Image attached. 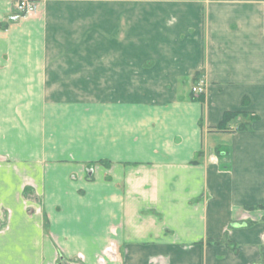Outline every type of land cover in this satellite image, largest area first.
Segmentation results:
<instances>
[{
	"label": "crops",
	"instance_id": "crops-1",
	"mask_svg": "<svg viewBox=\"0 0 264 264\" xmlns=\"http://www.w3.org/2000/svg\"><path fill=\"white\" fill-rule=\"evenodd\" d=\"M17 1L0 264H264V0Z\"/></svg>",
	"mask_w": 264,
	"mask_h": 264
},
{
	"label": "built area",
	"instance_id": "built-area-1",
	"mask_svg": "<svg viewBox=\"0 0 264 264\" xmlns=\"http://www.w3.org/2000/svg\"><path fill=\"white\" fill-rule=\"evenodd\" d=\"M38 5L33 0H20L14 4L15 14L12 16V20H18L21 17L28 16L36 13ZM192 93L195 97H201L205 94V86L203 83H200L193 87ZM115 250V245H111L107 250L106 254L113 255ZM81 260H84L83 257H80Z\"/></svg>",
	"mask_w": 264,
	"mask_h": 264
},
{
	"label": "trees",
	"instance_id": "trees-1",
	"mask_svg": "<svg viewBox=\"0 0 264 264\" xmlns=\"http://www.w3.org/2000/svg\"><path fill=\"white\" fill-rule=\"evenodd\" d=\"M200 100L202 101L203 97ZM248 103H249V100L247 98L244 99L243 104L245 106H247ZM248 116H249L248 113L241 112V111L227 112V113L224 114L222 122L218 126L217 129L219 131H227L229 129L230 124L233 121L237 120L239 117H248ZM248 126H249L248 124L243 123V124L239 125L238 131H246L248 129ZM250 210H252V211L253 210H261V211L264 212V206L252 207ZM208 242H209V244H214V245L221 243L220 241H214V240L213 241H208ZM227 245L230 248H232L234 251H237L238 247L236 246V244L231 243V242H227Z\"/></svg>",
	"mask_w": 264,
	"mask_h": 264
}]
</instances>
